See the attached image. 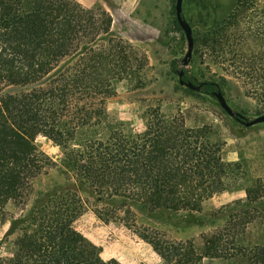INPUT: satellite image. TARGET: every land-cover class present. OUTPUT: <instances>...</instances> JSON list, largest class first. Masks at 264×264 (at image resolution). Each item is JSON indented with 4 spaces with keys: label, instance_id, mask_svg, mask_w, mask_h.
<instances>
[{
    "label": "trees",
    "instance_id": "trees-1",
    "mask_svg": "<svg viewBox=\"0 0 264 264\" xmlns=\"http://www.w3.org/2000/svg\"><path fill=\"white\" fill-rule=\"evenodd\" d=\"M112 21L107 10L77 0H0V222L9 221L0 264H123L103 259L75 228L85 209L83 194L95 195L106 211L122 208L132 215L133 207L200 210L227 188L229 165L205 127H188L160 108L145 112L140 132H126L111 117L108 99L120 84L144 86L148 66L144 53L112 33ZM195 43L264 105V0H237ZM185 77L204 82L202 93L215 97L220 87L224 94L220 80ZM37 135L61 149L58 160L36 147ZM56 166L66 183L9 215L8 206L23 210L34 181ZM104 208L94 212L108 222ZM234 217L200 235L199 246L193 239L150 242L161 264H200L205 257L264 264V244L221 245ZM5 242L7 255L1 253Z\"/></svg>",
    "mask_w": 264,
    "mask_h": 264
},
{
    "label": "rangeland",
    "instance_id": "rangeland-1",
    "mask_svg": "<svg viewBox=\"0 0 264 264\" xmlns=\"http://www.w3.org/2000/svg\"><path fill=\"white\" fill-rule=\"evenodd\" d=\"M88 8H103L112 16V33L122 37L144 53L148 59L146 83L135 88L118 86L117 94L108 99L107 108L114 120L124 123L126 132L144 129L146 111L160 108L186 126L206 128L211 141L221 147V156L229 166L227 188L207 198L200 210L169 211L133 207V214L124 209L116 214L106 211L95 195L83 194L84 212L74 226L99 250L105 259L115 258L123 264H161L151 239L161 241L191 240L199 246L200 235L221 229L231 214L234 222L221 245L227 249L240 243L250 249L264 244V122L245 126L229 115L211 95L192 90L178 81V70L187 51V39L176 23V0H77ZM237 0H183V14L192 26L194 46L189 62L184 66L186 75L197 80H220L224 96L232 109L248 118L264 113V105L246 95L242 83L226 75L208 54L201 55L195 38L222 23ZM175 61V62H174ZM174 62V64H173ZM225 77L222 80L221 77ZM36 147L53 160H58L61 149L52 140L37 135ZM59 165V164H58ZM66 183L58 166L48 169L34 181V191L22 210L8 206V214L18 216L35 204L37 198L55 186ZM254 190L252 197L247 190ZM250 198H254L251 202ZM105 207L104 222L94 212ZM110 212V214H108ZM242 212V216L238 214ZM8 215V217H9ZM247 221V222H246ZM9 221L0 222V239L4 237ZM11 239V238H10ZM8 243V242H7ZM3 245H7L6 242ZM8 246L1 249L7 255ZM200 264H243L241 259L208 258Z\"/></svg>",
    "mask_w": 264,
    "mask_h": 264
},
{
    "label": "water",
    "instance_id": "water-1",
    "mask_svg": "<svg viewBox=\"0 0 264 264\" xmlns=\"http://www.w3.org/2000/svg\"><path fill=\"white\" fill-rule=\"evenodd\" d=\"M175 15L176 19L180 25V27L183 29L186 39H187V51L182 58V64L181 67L177 70L178 74V81L181 85H184L192 90L199 91L203 85L204 82L200 83H194L190 79H187L185 77V71L184 66L189 62V58L192 55L193 46H194V39H193V31L192 26L187 21L183 14V0H176L175 1ZM213 95L217 99L219 105L232 117L236 118L240 123L244 124L245 126H252L254 124L264 122V113L259 114L255 116L254 118H248L243 113L236 111L232 109V107L229 105V103L226 100V97L222 93L220 87H218L216 90L213 91Z\"/></svg>",
    "mask_w": 264,
    "mask_h": 264
}]
</instances>
